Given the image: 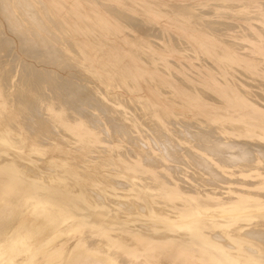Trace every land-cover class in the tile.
<instances>
[{
	"label": "bare ground",
	"instance_id": "obj_1",
	"mask_svg": "<svg viewBox=\"0 0 264 264\" xmlns=\"http://www.w3.org/2000/svg\"><path fill=\"white\" fill-rule=\"evenodd\" d=\"M171 1H175L173 6L169 4ZM171 1L0 0L1 16L19 39L18 52L13 51L10 57L16 59L18 53L22 54L20 60H14L20 69V78L16 81L17 75L12 74L13 62L6 57L11 52L9 42L15 38L3 36L0 31V157L3 158L0 161V264H264V91L257 92L261 98L257 100L256 97L251 99V94L246 95V88L250 85L248 73L260 77L262 81H257L258 84H264V0H236L237 3L209 0L211 4L203 2L206 0H193L199 6L198 2H203L201 6H207L203 8L205 11L208 12V6H211L213 11H224L223 15L227 7L232 6L233 9H228L229 17L235 18L232 22L236 24V18L243 21L241 29L245 32L243 35L239 32V36L245 39L247 43L244 45L249 48L245 47L248 50L243 51L237 49L240 41L234 48L232 44L235 42L231 43L234 40L230 43L224 41L221 39L224 34L220 37L221 32L218 35V31L214 33L208 29L216 28L215 16L214 20L205 16L207 24L201 26L204 22H198V25L196 19L204 18V15L197 17L196 11L193 12L195 9L191 11L196 5H191L192 8L191 1L189 5L187 0V4L182 2L184 0ZM213 11L209 12L213 14ZM197 12L200 15L202 11ZM150 22L160 26V31L156 28L159 34L170 33L166 37L168 41L161 35L164 41L154 44L143 35L148 29L145 24ZM239 22L238 27L233 28L234 23H229L232 30L241 26ZM220 23L217 28L221 27ZM232 30L225 32L237 33ZM153 31H147V34L152 37ZM237 37L234 38L238 41ZM186 49H191L197 58L205 56L210 65L197 67L195 63L198 61L194 63L195 58L193 60ZM24 55L45 64L52 63L54 67L36 66L25 61ZM21 62L23 66H20ZM56 66L63 71L57 70ZM188 67L190 73L186 71ZM76 70L83 77L96 76L103 87L113 88L115 85L128 95L120 101L112 96L114 100L109 101L111 96L106 93L108 98L105 97L103 90L89 92L91 85H87L88 80L75 76ZM231 74L238 76L239 85L231 83ZM98 86L94 87L98 89ZM127 100L135 105L129 107ZM82 103L94 106L87 119L78 115ZM118 103L134 111L137 106L142 112L140 116L143 115L141 121H137L134 113L133 120H130L126 116L130 111L126 109L125 114V109L118 107ZM40 109L45 110V113L42 110L45 120L38 116ZM105 110L118 113L106 114L103 120L100 113ZM179 113L182 117L183 113L190 114L188 122L194 121L191 119L194 116L208 124L215 123L213 132L219 130L217 132L223 134H219L220 137L224 136L223 139L217 137L209 132L211 126L207 129L200 121L197 126L201 129L197 127L191 131L187 125L193 141L196 139L194 145L187 140V131L184 138L179 132L183 138L181 143L187 140L201 149V153L196 152L198 150L194 148V151L185 141L189 151L188 148L184 151V164H192L195 152L199 153L195 160L209 169L200 172L195 169L198 166L193 167L200 173L192 175L193 170L189 179L184 177L186 181L180 176L187 170L186 165L180 167L181 172L177 174L180 177L171 172L161 173L163 170L155 168L159 162L181 160L174 149L181 146L177 145L182 138L173 135L170 129L174 127H166V121L170 122ZM19 114L24 116L23 122L18 120L22 118ZM187 118H184L186 123ZM146 119L150 130L145 129L147 126L143 120ZM36 123L38 130L47 131L51 125L63 133L60 136L56 133L58 137L43 141L40 139L43 134L39 135L42 132L34 130ZM136 124H141L143 127L140 125L138 129L145 133L150 132L159 147L156 150L152 147L149 152L133 150L134 157L127 156L126 159V154L117 153L122 150L123 140H120L121 150H116L118 155L115 157L109 149L118 147L114 143L118 138L113 140L118 136L113 134L122 135L121 132L126 133ZM177 124L174 126L179 128ZM27 125L35 134L25 130ZM128 135L123 136L129 138ZM142 139L144 137L140 141ZM68 140L74 145H69ZM100 141L112 142V145L107 142L111 147L103 155L98 154L100 148L99 151L94 149L96 152L93 150L96 143L101 148L104 146ZM147 144L148 147L153 145ZM253 145L259 147L258 153ZM129 147L126 145L130 151ZM181 147L183 150L185 146ZM87 153L92 156L97 153L103 158L100 160L117 166L118 170L107 169L100 175L96 169L106 163L98 165L97 160L96 165L90 164L96 168L92 171ZM92 158L94 162L95 155ZM42 167L53 169L55 174L44 172L46 169L43 171ZM116 177L123 179L120 181L129 186L127 188L131 191H128H133L137 202L142 204H121L128 210L121 217L115 209L111 211L106 204H99L98 199H91L92 193L88 196L87 191L93 187L91 192L98 190L97 193L114 199L117 191L112 190V185L109 189L108 185L102 184L112 182ZM116 204L111 205L116 208ZM138 208L146 209L147 214L134 212ZM23 213L28 214L19 218ZM141 224H147L146 228L140 227ZM94 237L101 241H94ZM68 239H74L71 248H67ZM24 255L29 258L22 259ZM19 256L22 261L17 260Z\"/></svg>",
	"mask_w": 264,
	"mask_h": 264
},
{
	"label": "rangeland",
	"instance_id": "obj_2",
	"mask_svg": "<svg viewBox=\"0 0 264 264\" xmlns=\"http://www.w3.org/2000/svg\"><path fill=\"white\" fill-rule=\"evenodd\" d=\"M170 1H171V0H170ZM188 1H189V2H188ZM190 1H191L192 3H190ZM208 1H209V0H206V1H203V2H204V3L207 2L208 4H211V3L213 2V0H211L212 2H211V1L208 2ZM230 1H232V2H234V3H237L238 0H237V1H236V0H234V1H233V0H230ZM241 1H242V0H240L239 2H241ZM244 1H245V0H244ZM171 2H172V4H171ZM171 2H170L169 4H170L171 6H173V5H174L173 2H175V1H171ZM182 2H183V3H186V2H187V3H188V4L186 3L187 5H189V3H190V7H192L191 5H193V4L195 3L193 0H187L186 2H185V0H184V1H182ZM193 2H194V3H193ZM203 2H198V3H200V6H201V3H203ZM210 2H211V3H210ZM242 3H243V2H242ZM194 5H196V6H193L194 8L192 7L193 9H191V11H193V10L195 9L193 12L196 11L197 17H199V16H201V15H204V16H203L204 18L199 17L198 19H196V20H197V23H196V24H198V22H199L200 24L204 22L201 26H205V23H206V22H205L204 20H205V19L208 20L207 18H210V17L212 18V19L210 18V20H214V17H213V16H215V24H217V26H218V25H219V24H218L219 21H221V23H220V24H221V27H218V28H217V26H216V28L214 27L215 29H214V28L211 29V28H209L208 26H206V27H208V29L212 30L211 32H214V33H215V32L218 31L217 34H218V33L220 34V32H221L222 34L220 35V37H222L223 34H224V35L227 34L226 36L223 35V37H222L221 39L224 40V41H227V42H229V41H231V40H234V41H231V43H232V42H235V43L232 44V46L234 47L235 45L237 46L238 44H240V45L237 46V49L240 50V51L248 50V49H249L247 46L244 45V44L247 43V42L245 43V41H244L245 39H243V38L241 39L240 36H239L240 34L243 35V34H244L243 32H245V30L242 32V29H241V28H242L243 21L238 20V19L236 18V24H235L234 22H232V20L235 21V18L233 19V18L229 17V16H230V15H229L230 13H229V10H228V9H230V10L233 9L232 6L227 7V10L225 11V15H223V14H224V11L221 12L222 10H221V11L219 10V11H220V12H219L218 10H216V11L214 10V11H215V12H214V11L212 10L211 6H208V7H210V8H208V9H209V11H210V10L213 11V14H212V12H209V11L207 12V11H205V9H203V8H207V6H201V7H200L199 4H197V2H196V4H194ZM197 6H198L200 9H199ZM196 7H197V8H196ZM202 9H203V10H202ZM208 9H206V10H208ZM197 10L202 11L200 15H199L200 12H197ZM227 11H228V13H227ZM205 12H206V13H205ZM216 12L218 13L219 16L217 15ZM202 13H204V14H202ZM209 13L211 14V16H207V14L210 15ZM215 13H216V14H215ZM220 14L223 16L224 19L221 18L222 16L220 17ZM216 15H217L218 17H220V18H218ZM205 16H206L207 18H206ZM224 16H225V17H224ZM2 17H3V16H1V13H0V31H1V35H3V36H7V35H8V36H10V37L15 38L14 41L9 42V45H11V46H9L11 52H9V54H6V57H9V58H10L11 63L13 62V64H12V67H13L12 74L17 75V76H16V81H19V78H20V73H19L20 71H19V70H20V69L17 67V64H16L15 61L20 60L19 58H20V55L22 56V54H21V53H18V55L15 57L16 59L13 58L14 56H13V57H10V56H12V55H10V54L13 53V51L16 52V53L18 52L17 49H19V43H18V42H19V39H18V36H16L15 33L12 32V30H10V29H11L10 26L8 25V23L5 22V19L2 18ZM138 17H139V16H138ZM216 17H217V19H216ZM226 17H229L228 19H229L230 21H229ZM220 19H222L223 21H226V23H225V22H222V20H220ZM198 20H201V21H198ZM217 20H218V21H217ZM237 20L241 22V23L239 22V24H240L241 26H239V28H238V29H240V31H239L238 29H236V28H235V29H236L235 31H234V29L232 30V28H233L235 25H237V26H235V27H238V21H237ZM132 21H133V20H132ZM216 21H217V22H216ZM227 21H229V22H227ZM134 22H135V19H134ZM138 22H139V20H137V23H138ZM1 23L4 25L5 28L2 27L3 25H2ZM222 23H223V24H222ZM229 23H231V24L234 23V25L232 24V26H231V24L229 25ZM6 24H7V26H6ZM200 24H198V25H200ZM206 24H207V23H206ZM224 24H225V25H224ZM146 25H147V26H146ZM148 25H149V26H148ZM150 25H151V27H150ZM152 25H153V28H152ZM154 25H155L154 22H150L149 24H145V27H146V29L148 28V29H147L148 32L150 31L149 33H151V31L155 30L156 33L153 31L152 34H153V35L155 34L156 37H155V36L153 37V35H152V37H150L151 34H149V33L147 34V31L144 30L145 27H144V29H141V31L144 30V31H143V32H144L143 35H144L145 37L147 36V38L149 37V39H150L151 41L153 40L152 42H153L154 44H155L156 42H160V43H161V42L164 41V40H165V41H166V40L168 41V38H166V37H168V36L170 35V33H166V32L164 31V36H163V32H161L162 34H161V33L159 34V32H157L158 27H160V26H158V24H156V25H155L156 27H155ZM226 25H227L228 27L231 26L232 28H231V27H230L231 29H230V28H227ZM225 26H226V30H225ZM154 27H155V29H154ZM222 27H223L224 29H223ZM151 28H152V29H151ZM156 28H157V30H156ZM219 28H220V29H219ZM3 29H4V30H3ZM149 29H150V30H149ZM216 29H218V30H216ZM222 30H223L224 32H222ZM228 30H229V32H231V30H232V32H235V33L237 32V33H236V34H233V33H226V32H228ZM8 31H11L13 35L11 34V32H8ZM158 31H160V30H158ZM225 31H226V32H225ZM138 32H140V31H138ZM239 32H240V34H239ZM3 33H4V34H3ZM140 33H141V32H140ZM145 33H146V34H145ZM141 34H142V33H141ZM157 34H158V35H157ZM166 34H167V36H166ZM219 34H218V35H219ZM229 34H230V36H229ZM149 35H150V36H149ZM161 35H162L163 37H165L166 39L164 38V40H163V37H162ZM235 35H236V36H235ZM237 35H238V37H237ZM158 36H161V37H158ZM228 36H229L230 38H229ZM233 36H234L235 38L237 37V38H238V41H237V39H235ZM153 38H157V40H154ZM161 38H162V39H161ZM226 38H227V40H225ZM231 38H232V39H231ZM233 38H234V39H233ZM244 38H245V37H244ZM228 39H229V40H228ZM239 41H240V42H239ZM243 41H244V42H243ZM236 42H237V43L239 42V43L237 44ZM241 42H242V43H241ZM263 42H264V40H263ZM160 43H159V44H160ZM229 43H230V42H229ZM13 46H14V48H15L16 50L13 48ZM236 46H235L234 48H236ZM242 46H243V47H242ZM245 47L248 48V49H246ZM242 49H243V50H242ZM185 51L188 52V53L186 52L187 54L190 53V56L192 55L191 57H192L193 60H194V58H195L196 61H194V63L198 61L197 63H195V65H196L197 67L200 68L201 66L210 65V61H208L209 59L206 60L205 56L201 55V57H200V55H199V57H198L199 59H198L197 56H196V54L191 53V52H192L191 49H190V50L186 49ZM246 52H248V51H246ZM14 54H15V53H14ZM193 55H195V56H193ZM24 56H26V55H24ZM28 58H30V59H28ZM196 58H197V59H196ZM202 58H203V59H202ZM12 59H13V60H12ZM23 59H24L25 61H26V60H27V61H30V62H32L33 64L35 63V65H36V66H39V67H43V66H44V67H45V66H46V67H52V66L54 67V65H53L52 63H46V64H45L44 62L39 61V60H37L36 58H33V57L26 56V57H23ZM32 59H33V60H32ZM34 59H35V60H34ZM14 60H15V61H14ZM199 60H200V64H199ZM202 60H203V61H202ZM36 61H37V62H36ZM38 62H39V65H38ZM203 62H205L206 64L203 63ZM15 64H16V65H15ZM263 65H264V64H263ZM20 66H23V65H22V62L20 63ZM14 68H15V69H14ZM58 68H59V69H58ZM17 69H18V70H17ZM56 69L59 70V71H63L59 66H56ZM186 69H187L186 71H188V73L191 72V71L189 72V70H190L189 67L186 68ZM16 70H17V73H16ZM243 72H245V71H243ZM64 73H65V72H64ZM78 73H80V71H79V70H76V72H75L76 75H75V76L78 75V76H77L78 78L80 77V79H84V80H86V81L88 80V82H87L88 84H87V85H89V84L91 85V86L89 85V86L91 87L90 90H89V92H91V90H92V91H95V90H96L95 92H100V91L103 90L104 93H103V92H102V93H103L104 95H106V93H107L108 96H111V97H109V98H108L107 95L105 96V97H107V98L109 99V101L114 100L115 98L117 99V101H118V100L120 101V98H121V100H122V98L124 99V97L128 95V92H127V91H122V90H120V88H117V87L115 88V85H114L113 88L110 87V86L107 87V88H106V87H103L104 84L102 85V82L99 81V79L96 78V76H93V77H88V76L83 77V75H82L81 73H80V74H78ZM230 73H231V71H229V74H230ZM246 73H247V72H246ZM229 74H228V75H229ZM248 75H249V76H248ZM248 75H247V76H248L247 78H248V80L250 79V80H249V81H250V85H248V87L246 88V90H247L246 95L251 94V95H249V96H252L251 99H254L253 97H256L255 99L257 100L258 98H260V97H258L259 94H257V92H260L259 90H263V91H264V84H262V85H261V84H258V82L261 83V81H262L260 77H257V78H256V77H254L253 75H251L250 73H248ZM75 76H74V77H75ZM230 76H232V74H231ZM234 77H235V79H233ZM234 77L232 76V77L230 78V79H231L230 81H231V83L233 82V84H237V83H238V80H237V79H238V78H237L238 76L234 75ZM236 78H237V79H236ZM253 78H254V83L252 82V79H253ZM258 78H260V80H259ZM75 79H76V78H75ZM232 79H233L234 81H233ZM89 80H90V83H89ZM95 80H98L99 83H98L97 81H95ZM235 80H236L237 82H236ZM91 81H92V82H91ZM257 81H258V82H257ZM96 82H97V84H96ZM100 82H101V85H100ZM235 82H236V83H235ZM91 83H93V84H91ZM256 83H257L258 85H257ZM95 84H96V85H95ZM254 84H255V85H254ZM92 85H94V86L99 85V86H98L99 88L97 89V87H94V86H92ZM237 85H239V84H237ZM253 85H254V86L257 85V86L254 87ZM89 86H88V89H89ZM102 87H103V88H102ZM250 87H251V88L253 87L252 89H253V90H254V89L256 90V91H254L255 93L253 92V90H252ZM92 88H93V89L95 88V89L93 90ZM100 88H101V89H100ZM256 88H257V89H256ZM106 89L109 90V91H107ZM112 89H113V90H112ZM248 89H249V90H248ZM97 90H98V91H97ZM99 90H100V91H99ZM123 90H124V89H123ZM246 90H245V91H246ZM257 90H258V91H257ZM251 91H252V92H251ZM263 91H262V92H263ZM120 92H121V93H120ZM249 92H250V93H249ZM253 93H254L255 95H254ZM114 94H116L117 97H116V96L114 97ZM123 94H124V95H123ZM125 94H126V95H125ZM112 96H113L114 99H112ZM107 98H106V99H107ZM255 99H254V100H255ZM260 99H261V98H260ZM125 102L128 104L129 107H131V105H132V106L135 105L134 103H133V104L130 103L129 100H127V101H125ZM119 103H120V102H119ZM119 103L117 104V106H118V107H121V106H122V107L125 109V114H126V109H127V111H128V110L130 111V112H127V113H130V114H127V115H126V116H128V117L130 118V120H133V117H134V115H135V116H137L138 119H139V120H137V121H141V118H143V117H142L143 115L140 116L142 112H141V110H140L137 106H136V111H134V109H132V108H129V107H128L129 109L126 108L127 105H124V104H122V103H121L122 105L119 106ZM82 104H83V103H82ZM82 104H81V106H80V107H81V108H80V109H81V112H79L78 115H79V116H82V117H85L84 119H87V118H89V117L91 116L92 111H93V107H94V106L91 105V104H88V103H84L83 105H82ZM123 105H124V106H123ZM87 106H88V107H87ZM85 108H87V109H85ZM91 108H92V109H91ZM83 109H84V110H83ZM42 110H43L44 112H43ZM42 110L40 109L39 112H37V113H40V112H41L42 115H41V114H38V116L40 115L41 118L43 119L46 115H45V116L43 115V113H45V110H44V109H42ZM84 111L86 112V114H85ZM87 111H88V112L90 111V112L87 113ZM131 111H133V112H131ZM42 112H43V113H42ZM82 112H83V113H82ZM102 112H103V113H102ZM102 112L100 113V114H101V119H103V117H105L106 114H107V115H112V114H117V113H118V111H117V112H114V111L112 112V111H111L112 114H110L111 112H109V110H107V111L105 110V111H102ZM105 112H106V113H105ZM108 112H109V113H108ZM123 112H124V111H123ZM135 112H136L137 114H136ZM119 113H121V112L119 111ZM133 113H134V115L132 116ZM138 113H139V115H138ZM85 115H87V116H85ZM103 115H104V116H103ZM107 115H106V116H107ZM118 115H119V114H118ZM176 115H177V116H176L177 118H176L175 116H173L174 118H171V119H170V122H169V120L166 121V122H167V123H166V127L168 126L167 128H169V129L172 128V127H174L173 129H170V130L173 131V135L176 134L175 136H177L178 139L182 138V136H183V138H184L185 135H186V131H187V134H188V135H186V138L188 137L187 140H190L192 144H193V142L197 143V142H196V139L193 141V139H192L193 136L189 133V132L193 131V129H196V128L198 127V126H197V123H198V124H201V123H202V126L204 125L203 127H205V128L211 126L210 129H212V130H210V129H208V128H207V129L209 130V132L212 131L213 134H216L217 137H218V136L220 137V135L222 134L221 132H220V133L217 132V131H219V130L214 131L215 133L213 132L214 129L216 130V128H215L216 126H214V125H216V124H215L214 122H213L214 125H212V122H211L210 124H208V123L204 122L203 119H201V118H199V117H198V119H195L194 116H193L194 118L191 117V119H193L194 121H197V122H194V121H192V120H190L191 122H188V121H189L188 119H190V116H191L190 114H185V113H183V116H184V117H182L181 113L176 114ZM179 115H180V116H179ZM185 115H186V116H185ZM0 116H1V115H0ZM19 116L22 117V118H18V120L22 121L23 118H24V116H23V115H20V114H19ZM19 116H18V117H19ZM43 116H44V117H43ZM126 116H123V117H126ZM131 116H132V119H131ZM92 117H93V116H92ZM178 117H180V118H178ZM187 117H188V118H187ZM1 118H2V116H1ZM4 118H5V117H3V119H4ZM126 118H127V117H126ZM129 118H127V119H129ZM184 118H187L186 121H187L188 123L185 122V119H184ZM196 118H197V117H196ZM45 119H46V118H44V120H45ZM172 119H174V120H172ZM177 119H180V121H178ZM199 119H200V120H199ZM5 120H6V119H5ZM103 120H105V118H104ZM130 120H129V121H130ZM175 120H176V121H175ZM7 121H8V120H7ZM42 121H43V120H42ZM144 121H145V125L147 126V128H145V129L147 130V129L149 128L148 130H150V127L148 126V123H146V122H148V119L143 120V122H144ZM173 121H174V122H173ZM199 121H200L201 123H200ZM12 122H13V123H11V125L14 126V123H15V122H14V121H12ZM22 122H23V121H22ZM171 122H172V123H171ZM179 122H180V123H179ZM183 122H184V123H183ZM8 123H10V122L8 121ZM130 123H131V122H130ZM141 123H142V122H141ZM168 123H169V124H168ZM177 123H178L179 125H178ZM181 123H183V125H182ZM203 123H204V124H203ZM170 124H171V125H170ZM172 124H173V125H172ZM174 124H177V125L179 126V128H181V129H182V127H183L182 130H184V129H186V130L182 131V130L179 129L176 125L174 126ZM180 124L182 125V127L180 126ZM184 124H186L185 127H184ZM188 124H189V125H188ZM192 124L194 125V127H193ZM195 124H196V126H195ZM34 125L36 126L37 123L34 124ZM140 125H141V124H140ZM140 125H137V124H136V126H133V125H132V126H133L132 129L128 128L130 131L132 130L131 132H133V129H134V132H133V134H132L133 136L130 134L131 132H130L129 130H127V132L124 133V134L121 132L122 135H119V134L115 135V134H113L114 136H118V137H116V138H113V136H112L113 140H114V139L117 140V138H118L117 142L119 143V144H118L116 141L114 142V143L118 146L117 148L114 147L115 150H114L113 148H109V147H111V146H108V145L112 143V142H109V141H107L109 144H108L107 142H105V141H104L103 143H102L101 141L99 142V143H101V144L104 145V146L102 145V146H103L102 148H103L104 150L101 148V145H99L98 143H96V147H94L93 150H94V149H97L96 151H99V148H100L102 151L100 150V151H99L100 153H98V152H97V153H98L99 155L102 153V155H103L104 151H106L107 148H109V149H112V150H110V151H113L112 154H115V157H117L116 155H118V154H116L115 152H117L116 150H118V151L121 150V149L119 148V147H120L119 145H120V142H121L120 140H123V141H122L123 143L121 144V148H122V150H124V151L121 150V151H119V152H117V153H121V152H122L123 155L126 154L125 158L128 156L130 159H132V155H133V157H134V155H135L134 153H135L136 151H139V149H140V151H141V150H142V151H145V150H146V151H148V152L150 151V149H152V147H153L154 149H155V148L157 149V147H159V145H158V144L156 145L155 141L152 140L150 132H146V133H145L143 130L138 129ZM143 125H144V124H143ZM187 125L189 126V129L191 128V131H190L189 129L187 130V127H188ZM207 125H208V126H207ZM236 125H238V124H236ZM24 126H25V125H24ZM137 126H138V127H137ZM169 126H170V127H169ZM171 126H172V127H171ZM29 127H31V126H30V125H29V126L27 125V128H26L25 130L30 131V134H31V135H32V134H35V133L32 132V130H33L32 127L28 130ZM135 127L137 128L136 130H138V131L136 132V134H135V131H136V130H135ZM140 127H143V126L141 125ZM144 127H145V126H144ZM212 127H213V128H212ZM198 128L201 129L202 127H201V128L198 127ZM198 128H197V129H198ZM175 129L178 130V131H176ZM34 130H36V132H37L38 127L36 126V129H35V127H34ZM39 130H40V129H39ZM39 130H38V131H39ZM55 130H56V131H55ZM57 130H58V131H57ZM151 130H152V129H151ZM174 130H175V131H174ZM43 131H44V133H43ZM47 131H48V132H47ZM47 131H46V129H44V130L41 129V130L39 131L40 133L42 132V133L39 134V135L42 136V134H43V137L40 138L41 140H43V141H50V139L52 140L53 136H54V137H58L57 134L60 136V135L63 133V132L60 130V128H56V127H54V126L52 127L51 125H49ZM54 131H55V132H54ZM60 131H61V133H60ZM194 131H195V130H194ZM39 132H38V133H39ZM45 132H46V134H48V135H46V136H48L49 138H47L46 136H44V135H45ZM142 132H143V133H142ZM179 132H180L181 135H182L181 137H180ZM56 133H57V134H56ZM104 133H105V134H104ZM104 133H102V134H104L105 137L108 136L107 133H106L105 131H104ZM177 133L179 134V136L177 135ZM183 133H184V135H183ZM217 133H218V134H217ZM126 134H127V135L129 134V135H128L129 138H128L127 136H123V135H126ZM219 134H220V135H219ZM49 135H50V136H49ZM134 135H135V136L137 135V136L139 137V138H138V137L136 136V137L138 138V140H137L136 137H134ZM140 135H141V138L144 137V139H142V141H140V139H141V138H140ZM147 135H148V137H147ZM222 135H223V134H222ZM41 136H40V137H41ZM120 136H122V137H120ZM190 136H191V139H189ZM45 137H46V138H45ZM119 137H120V138H119ZM222 137H224V136H221L220 138L223 139ZM44 138H45V140H44ZM106 138H107V137H106ZM121 138H125V139H121ZM126 138H128L129 141L132 140L131 142H132L133 145H130L131 142L128 143V142H127L128 140H127ZM130 138H131V139H130ZM133 138H134V139L136 138V139H135V142L137 143V145L134 144V141H133L134 139H133ZM147 138H148V139H147ZM183 138H182L181 140H178V142H180L178 145H177L178 142H175V144H176L178 147L181 145V146H183V147L185 146L186 148L184 147L183 150H182V147L180 146L181 148H180V147H179V148L176 147V149H174V150L177 152V155L179 154L178 157H179L181 160L177 159L179 162H178L177 160H173V159L170 160L169 162H167V161H166V162L164 161V163H163V162H159V164H158L157 167H156V165H155V168H156V169L158 168V170H163V171H161V173H164V172H169V173H170V172H171V174L174 173V176H179V175H177V174H178V172H179V173L181 172L180 167H181V166H184V165H186V164L188 165V163H185V164H184L185 161H184L183 159L186 158V157H185V152H184V151H186V149H187L189 146L193 147V148H192L193 150H194V148H196L195 150H198V151H196V152L201 153V152H200V151H201L200 148H197L196 145H195L196 147L193 146L195 143L192 145L189 141L185 140L186 142H189V146H188V143L186 144L185 141H184L185 143L183 142L185 145H182L183 143H181V142L183 141ZM211 138H213V137L211 136ZM146 139H147V140H146ZM174 139H175V138H174ZM70 140H71V139H70ZM70 140H68V142H69ZM109 140H110V139H109ZM126 140H127V141H126ZM143 140H144V141H143ZM71 141H72V140H71ZM124 142H125V143H124ZM126 142H127V144H126ZM141 142H142V143H141ZM143 142H144V143H143ZM147 142H149L150 145L153 144L152 146L149 145L151 148L147 146V145H148ZM104 143H105V144H104ZM252 143H253V142H252ZM68 144H69V145H74L73 142H72V143L69 142ZM97 144H98L99 146H97ZM107 144H108V145H107ZM123 144H126L127 147H129V146L133 147V149H132L131 147H129V149H131L132 151H131V150L129 151V150L126 148V145L124 146ZM128 144H129V146H128ZM141 144H142V145H141ZM173 144H174V143H173ZM190 144H191V145H190ZM253 144H254V143H253ZM106 145H107V146H106ZM111 145H112V144H111ZM134 145H135V146H134ZM139 145H140L141 147H140ZM254 145H255V144H254ZM254 145H253V147L255 148L254 150H255L256 153H258V152H259V151H258V150H259V147H258V146H254ZM136 146H137L138 149L135 148ZM138 146H139V147H138ZM160 147H162V146H160ZM191 147H190V148H191ZM257 147H258V148H257ZM142 148H143V149H142ZM173 148H175V145L173 146ZM156 149H155V150H156ZM179 149L182 151L183 154H181V151H180ZM192 149H191V150H192ZM125 150H126V151L128 150V152H125ZM133 150H134V151L136 150V151L133 153ZM187 150L189 151V148H188ZM195 150H194V151H195ZM199 150H200V151H199ZM94 151H95V150H94ZM96 151H95V152H96ZM146 151H145V152H146ZM178 151H180V152H178ZM202 151H203V149H202ZM91 152H92V151H91ZM123 152H125V153H123ZM191 152H192V151H191ZM203 152H204V151H203ZM97 153H93V154L95 155V159H96V157L98 158V159H96V161H95V159H94V162L91 160L92 157L94 158V155L92 156L90 153H87V154H88V157H87V158H88V161H87V160H86V161L88 162L89 165H90V164H94V165H96L97 160H98V163H97L98 165H99V164L101 165V164H103V163H106V162H104V161L102 160V159H103L102 156H101V157H98L99 155H98V156L96 155ZM199 153H195V152H194V155L197 157L198 155H196V154H199ZM89 154H90V155H89ZM180 154H181L182 156H180ZM123 155H122V156H123ZM130 155H131V157H130ZM89 156H90V157L92 156V157L90 158ZM113 156H114V155H113ZM183 156H184V157H183ZM128 157H127L126 159H128ZM181 157H182V158H181ZM196 157H195V159H196ZM89 158H90V159H89ZM93 158H92V159H93ZM99 158H102V159L100 160ZM197 158H199V157H197ZM2 159H3V158L0 157V161H1ZM195 159L192 158V161H191L192 164H191V165H190V164H189V166L186 165L187 167L184 166L185 168H187V170L183 173V175H182V173H180V176H181L183 179H185V178H186V179H189V177L191 176V172H192V171L194 170V168L197 167V166H198V168H195L196 171L199 170V169H200V170H199L200 172H201V170H202V172H203L204 170H209L208 168L206 169L205 167H203L202 165H200ZM89 160H91V162H93V163H91V162L89 163ZM99 160H100V162H102V163H100ZM86 161H83V163H86V164H87ZM183 161H184V162H183ZM171 162H172V163H171ZM180 162H181V163L183 162V163L181 164ZM191 162H190V163H191ZM162 163L165 164V165H162ZM175 163H176V164H179V163H180V164H179V165H174ZM194 163H195V166L193 165ZM86 164H82V165H86ZM107 164H108V166H106ZM168 164H170V165H168ZM171 164H173V165H172L173 167L171 166ZM196 164H197V165H196ZM104 165H105V167H108V168L104 169V168H105ZM160 165H161L162 167H161ZM192 165H193V166H192ZM199 165H200L201 168H199ZM207 165H209V164H207ZM90 166H92V167H91L92 169L90 168L92 171H94V169H96V168H93V167H94L93 165H90ZM111 166H112V167H111ZM114 166H115V165H112V164H110V163H106V164H103V165L99 166V168H97L96 171H98V169H99L98 173H100V175H101V174H102V175L105 174V173H106L105 171H107V169H111L110 171H114V172H115V171L118 170V169H117V166H115L116 168H115ZM191 166H192V167H191ZM109 167H110V168H109ZM177 167H178V168H177ZM193 167H194V168H193ZM207 167L210 168L211 165H209V166H207ZM78 168H83V166H81V167L78 166ZM102 168H103V169H102ZM114 168H115V169H114ZM163 168H165L166 170L163 169ZM167 168H168V169H167ZM45 169H46V168L43 169V167H42V170H43V171H44ZM48 169H50V168H47L46 171H44V172H46V173L49 174L50 171H51V174H55V171H54L53 169H52V170H48ZM100 169H102V170H100ZM112 169H113V170H112ZM170 169H171L172 171H169ZM179 169H180V170H179ZM189 169H190V170H189ZM191 169H192V170H191ZM203 169H204V170H203ZM175 170H176V171H175ZM188 170H189L190 172H189ZM47 171H48V172H47ZM199 171H198V172H195V170H194L192 175L198 176V174H194V173H200ZM101 172H104V173H101ZM204 172H205V171H204ZM41 173H42V172H41ZM175 173H176V174H175ZM43 174L46 175L45 173H43ZM48 174H47V175H48ZM184 174H185V175H184ZM166 175H167V174H166ZM188 175H190V176H188ZM180 176H179V177H180ZM186 176H187V177H186ZM103 177H104V176H103ZM117 177H119V176H117ZM117 177H116V178H113L112 182H111V181H110V182L107 181V182H108L107 184H105V185H104V183L102 184L103 186H107V185H108V187H109L110 185H112V186H113V189L111 188L112 186L109 187V189L111 188L114 192H116V191L118 192V190H119L120 193H119V192H118V193L116 192V195H117V196H114V199H113V198H107V196H105V195L102 194V193H101L102 195L99 194V192L97 193L98 190H96V188H95L96 192H94V191L91 192L92 190H94L93 187H92L91 189L86 187L87 189H89V190H87V189H86V190L89 192V194L87 193L88 196L92 193L91 196H90V198L92 197L91 199H93V200H95V201L98 199V201L100 202L99 204H101V203H102L103 205L106 204V207H109V210L111 209V211H113V210L115 209V210H116L115 212H116L117 214H119V216L121 217V214L124 215V214H126V213L128 212V210H125V208H123L122 205L127 204V202H128V203H130V202H133V203H134V202H135V204H136V203L138 204L139 202H137V201H138V198L134 195V192H133V191H132L133 193H132V192H131V193L129 192V191H131L129 188H127V187H129V186H125L126 184H124V182H121V181H123V179L120 177V178H121V181H120V178H117ZM184 177H185V178H184ZM104 178H106V177H104ZM182 178H181V179H182ZM102 179H103V178H102ZM114 179H115V180H114ZM116 179H117V180H116ZM118 179H119V180H118ZM186 179H185V181H186ZM48 180H50V179H48ZM143 180H144V178H143ZM113 181H114V182H113ZM117 181H119V182H117ZM206 181H210V179H206ZM53 182H54V181H53ZM55 182H56V181H55ZM120 182H121L122 184H121ZM183 182H184V181H183ZM101 183H102V182H101ZM109 183H110V184H109ZM111 183H112V184H111ZM113 183H115V184H113ZM117 183H118V184H117ZM123 184H124V185H123ZM118 185H120V186H118ZM117 186H118V190H117ZM124 186H125L126 188H125ZM88 187H89V186H88ZM90 187H91V186H90ZM108 187H107V188H108ZM123 187H124L126 190H125ZM74 188H75V187H74ZM104 188H105V187H104ZM114 189H115V190H114ZM121 189H123V190H121ZM128 189H129V191H128ZM126 191H127L129 194H127ZM114 192H113V193H114ZM121 192H124V195L121 194ZM111 193H112V192H111ZM125 193H126V196H125ZM93 194H95V195H100V196L97 197V196H95V195H93ZM118 194L123 195V196L125 197V199H124L123 196L118 195ZM131 194H133V196H132ZM92 195L95 196V197H93ZM127 195H128L129 197H128ZM119 196H120V197H119ZM103 197H106V198L109 199V200H107L106 198H103ZM132 197H133V198H132ZM100 198H101L102 200H101ZM126 198H127L128 200H127ZM134 198H135V199H134ZM99 199H100L101 201H100ZM117 199H118V200H117ZM130 199H133L134 201H132V200L130 201ZM104 200H105V203H104ZM110 200H111V202H110V204H108V202H109ZM115 200H117L118 203H119L120 205H121V204H122V205L120 206L118 203L116 204L117 201H115ZM119 200H121V201H119ZM106 201H107V203H106ZM113 201H114V202H113ZM122 202H124V203H122ZM125 202H126V203H125ZM113 203L116 204V208H115V205L112 206ZM111 204H112V205H111ZM139 204H140V203H139ZM107 205H110V206H107ZM140 205H142V204H140ZM113 207H114V208H113ZM117 207H118V208H117ZM122 208H123V209H122ZM134 209H135V208H134ZM138 209H139V210L136 209L137 211L135 210L134 212H138V211H140V212H139L140 214H141V213H142L143 215L147 214V213L145 212L146 209H143V210L140 209V208H138ZM121 210H122V211H121ZM123 211H124V212H123ZM121 212H122V213H121ZM30 213H31V212H30ZM144 213H145V214H144ZM24 214L26 215V214H28V213H23V214H21V215L19 216V218H20V217H23ZM31 214H32V213H31ZM123 215H122V216H123ZM16 222H17V220H16L15 222H13V223L16 225ZM136 224H138L137 226L140 225L139 222L136 223ZM143 225H144V224H141L140 227L146 228V225H147V224H145V226H143ZM12 227L14 228V227H16V226H12ZM98 238H100V237H98ZM62 239H65V237H62ZM96 239H97V237H94V241H95ZM100 239H101V238H100ZM73 241H74V239H68V242H69V243L67 244V248H69V247L71 248V247H72V245L74 244ZM96 241H101V240L97 239ZM71 244H72V245H71ZM118 253H119V252H118ZM27 256H28V255H26V257H25V255H24V256L22 257V259H24V258H25V259H28L29 257L27 258ZM20 257H21V256H19V257L17 258V260L22 261V259H21ZM120 258L123 259L122 256H120ZM121 259H120V260H121ZM165 259H166V258H165Z\"/></svg>",
	"mask_w": 264,
	"mask_h": 264
}]
</instances>
